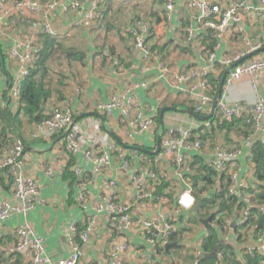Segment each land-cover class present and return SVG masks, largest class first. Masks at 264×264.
Here are the masks:
<instances>
[{
    "label": "crops",
    "instance_id": "0c3cea01",
    "mask_svg": "<svg viewBox=\"0 0 264 264\" xmlns=\"http://www.w3.org/2000/svg\"><path fill=\"white\" fill-rule=\"evenodd\" d=\"M71 2L72 0H63L56 12L62 14L61 11ZM186 2L187 0H177L174 11L169 15V18H166L160 0H108L101 6L102 16L94 29L98 32L94 34L92 29L71 28L68 24L69 19L64 14L61 18L63 23L55 18L52 25L56 37L62 35L64 30H76L80 41L70 48L81 51L83 57L81 66L85 65L86 76L83 78L82 88L72 85L71 91L70 88L64 92L68 88L62 86L63 90L57 96L52 93L47 105L43 107L46 111L45 114L49 115L55 107L68 102L74 111L75 123L85 126V119L89 117L91 120H97L101 131L105 132L96 117L85 116V114L95 112L97 104L108 103L112 97L135 96L137 103L146 108L147 116L155 118L162 107L185 108L187 104H191L188 92L185 93L188 84L179 85L184 88L182 91L174 81L175 75L192 71L201 72L205 69L206 59L210 53L227 59L239 56L244 50V44L235 30L230 28L221 39L215 38L211 32L203 29L196 38V45L186 46L183 28L194 15L186 8ZM211 2L227 7L234 4L236 0H211ZM250 3L257 4L256 1ZM86 7L87 4H82L75 12V17L79 18ZM138 18L145 19L144 23L149 27L146 46L149 48L150 55L147 58L134 48L132 35L129 33V29L134 28L132 20L135 23L138 22ZM243 18L242 26L245 35L249 40H257L262 34L263 20L249 12ZM60 24L64 25L63 28H60ZM205 32H209L211 35ZM89 41H91L90 44ZM3 44H7V41L5 43L0 41V47L5 49ZM258 53L260 54L261 51L255 53L254 56ZM158 56L161 58V62L164 61L163 64L168 70L164 78L161 77ZM113 59L119 63L117 68L112 63ZM247 59H252V56ZM229 68L215 65L211 73L213 80L220 79ZM12 76V70L7 62L0 64V90L2 92H7L8 82ZM139 82H145L147 89L133 90L132 87ZM252 85L256 88L255 93L264 98V72H259L253 78L244 76L233 82L231 87L223 88L221 96L223 103L230 108L244 105L248 110H252L254 103ZM12 108L15 106L12 105ZM17 110L18 108L10 111L16 113ZM119 117V112L113 111L105 119V129L111 130L124 144L136 148V151L138 149L150 151L155 149L156 126L152 132L132 136L129 139L126 137L127 130L125 131L124 124ZM21 121V131L18 135L24 143L23 169L25 175L32 178L39 186V195L34 208L26 216L16 215L4 225H0V254H4V258H8L11 262L16 257L6 255L5 250L12 241V236H10L12 231L24 221L36 235L42 238L47 254L55 258H67L70 248L64 238L65 229L70 224L84 227L89 220H93V236L91 241L83 247L81 264H87L90 261L96 264H110L111 247L116 244L126 246L125 252L121 256L125 264H182V258L186 257L191 261V264L197 263L195 258H190L193 250L188 248V245L197 244L207 236V228L200 222H198L199 225L195 224L196 227L192 231L190 227L187 228V232L186 228H180L182 223L179 218L177 226L180 228V232L178 233V230L174 239L167 242L175 244L177 247L165 249V245H163L162 251L157 252L147 241L146 233L140 231V228L134 227L120 233L116 229V225H119L118 216L114 217L107 212L98 210L99 205L105 206L106 204L107 181L115 183L116 195L121 201H132L135 198L136 189L130 181V176L133 172H143L146 167H149L143 154L142 156L141 153L133 154L134 149L120 148L109 135L114 146L109 151V166L103 172L95 173L91 156H97L98 153L93 147L85 146L77 154H68L64 149L62 139L53 144L54 140L61 135L49 141L33 138L31 130L34 124H28L24 119ZM164 122V130L178 125L187 129L201 125L199 123L195 126L196 123L180 112L167 113ZM218 130L226 133L224 128ZM229 131L226 140L217 138L221 144L236 146L240 150L237 164L232 169L237 176L238 183L253 184L252 169L254 166L250 158V149L245 143L249 130L245 133H240L236 129ZM214 143L211 142L204 152L186 154L185 160L190 161L192 156L200 155L206 161L211 162L214 157ZM120 153L126 155V159L121 158ZM68 164H71L69 170L75 177L74 183L67 182L63 178ZM157 169L162 171L166 179L175 182L178 186L179 189H176L174 196L177 201L179 193L185 188V182L184 179H177L175 176L173 160L164 161L162 165L157 166ZM1 170L0 177L3 182L0 181V194L9 197V179L6 171L1 172ZM192 170L195 172L194 169L186 166L183 177L187 178L186 176L189 174L192 175ZM253 185L256 187L255 183ZM80 192L86 196L84 205L78 201ZM174 206L177 207V202ZM132 212L134 222L150 219L158 213L163 214L164 217L166 214L168 216L175 214L173 205L170 203L155 205L147 200L142 205L133 207ZM181 214L189 221L191 212H181ZM224 236L231 238L230 232L225 233ZM230 243L235 245L231 241ZM11 257L13 258L10 259ZM21 263L25 264L22 261Z\"/></svg>",
    "mask_w": 264,
    "mask_h": 264
},
{
    "label": "built area",
    "instance_id": "2783aa9c",
    "mask_svg": "<svg viewBox=\"0 0 264 264\" xmlns=\"http://www.w3.org/2000/svg\"><path fill=\"white\" fill-rule=\"evenodd\" d=\"M62 1L0 0V41H4V43L7 41V44H3L5 45L4 55L13 74L8 82L7 92L0 90L1 107L7 110L18 108L22 83L30 74V70L41 49L42 39L46 36L56 37L52 22L56 14H58L56 11ZM107 1L72 0L61 12L69 19L68 24L70 27L92 29L91 31L94 34L98 32V30L94 29L102 16L101 6ZM251 1H256L257 4H252L250 3ZM160 2L163 4L165 17L169 18V15L175 9L177 0H160ZM82 4H87V7L79 18L75 17V12ZM185 6L194 14L191 21L183 28L186 46H195L196 38L203 29L211 32L215 38L221 39L230 28L235 30L237 36L244 44V50L239 56L227 59L210 53L206 59L205 69L201 72L192 71L175 75L174 81L178 86L188 84L185 93L188 92L190 96L193 112L197 115H207L210 112L213 97L209 94L210 90L205 77L213 72L215 65L227 69L242 57L264 48V0H236L234 4L227 7L219 3H212L211 0H187ZM247 12L263 20L261 24L262 34L255 41L247 38L242 26L244 24L243 17ZM137 21L134 23V20H132L134 28L129 29V33L132 35L134 48L147 58L150 55L149 48L146 46L149 27L144 23V19L140 18ZM263 54L258 53L246 63L239 64L230 70L224 79L223 88L231 87L233 82L244 76L253 78L257 73L264 72ZM157 60L161 70V77L164 78L168 70L163 64L164 61L161 62L159 56ZM112 63L116 68L119 65L116 59H113ZM180 88L182 91L184 90V88ZM132 89H147V84L139 82ZM252 90L254 102L252 110H248L244 105L235 108L228 107L223 103L221 94V99L219 98L217 102L212 120L205 121L201 126L192 130L178 125L161 132L160 151L154 156L155 161H150L144 157L149 163V167H146L143 172H133L130 176V181L136 189V196L132 201H121L118 199L115 183L107 181L106 204L105 206L99 205L98 210L107 212L114 217L118 216L119 225H116L118 232L124 233L134 227H138L140 231L146 233L148 236L147 241L154 248H162L163 245L169 242V238L176 234L178 229L186 228L188 220L182 217L181 212H190L198 197L210 198L217 187L208 189L207 193L205 192L202 196L198 195L197 189H194L188 179L183 177L184 169L186 168L185 156L190 152H204L205 148L211 145V142H215L213 160L209 162L205 159L206 164L216 175L227 173L231 181V186L227 190L228 196H235L245 204L244 209L239 212L232 210L231 214L233 217L225 219V230L230 232L231 238L225 237V233H219L222 240L228 241L229 239L237 245L240 235L237 236L233 231L236 227L247 224L249 210L255 208L259 213L264 214V203H259L256 200V195H248L246 193L249 188L255 190L253 184L257 182L254 181L253 184L249 182L238 183L237 176L232 169L237 164L240 150L236 146H225L220 143L221 141L217 137L224 140L225 132L217 130V136L213 141L203 142L196 131L202 127L208 129L211 124L215 125L217 121H230L232 118H242L245 123L251 125L249 136L245 138V143L249 149L251 150L255 144L264 146V98L255 93L256 88L254 85H252ZM12 105L15 108H12ZM113 111L119 112V118L124 124L125 131L127 130L126 137L129 139L132 136L152 132L156 126V118L147 116L146 108L137 103L135 96H130L129 98L112 97L108 103H99L95 107V112L106 118ZM85 122L86 127L75 123L72 106L70 103L65 102L55 107L41 123L34 125L31 135L33 138L49 141L66 132V136L62 139L65 151L74 155L79 153L85 146L93 147L98 153L97 156H91L94 164L93 172L101 173L109 166V151L114 146L109 134L101 131L97 120H91L88 117ZM132 153L137 154L138 152L133 151ZM120 157L126 159V155L123 153H120ZM171 159L173 160L175 176L177 179H184L185 182V188L178 196V206L174 208L175 214L171 216L166 214L164 217L163 214L158 213L150 219L134 222L132 208L142 205L144 200L150 201L155 205L165 204L166 201L164 202V200H158L155 197L154 200L152 199L153 185L159 182L158 175L163 177L164 175L162 171L156 174L151 168L157 167L159 164L162 165L164 161ZM24 162V143L22 138L17 136L11 146L0 156V169L6 171L10 187L9 197L0 194V225H4L16 215L26 216L36 204L39 186L32 178L25 175ZM126 168H128L127 165ZM75 172L78 173V171ZM261 185L264 188V182ZM78 201L81 205L85 204L86 196L83 192L78 195ZM172 217L174 219L169 221L168 219ZM179 218L180 220L182 219V227L180 228L177 226ZM93 232V220H89L81 231H78L76 225L70 224L65 229L64 234L65 241L70 248L69 256L67 258H55L47 254L42 238L36 235L33 229L24 221L12 231L10 235L12 236V241L6 246L5 252L6 255L19 257L20 261L25 264H81L83 247L91 241ZM252 234L253 232L251 231L247 236L249 245H243L242 243L239 248L245 250L249 256H254V253L264 254V228L259 233L253 236ZM77 236L79 240H76ZM204 239L197 244L188 245V248L193 250L191 254L195 259L204 253L201 247ZM125 249L126 246L124 244L113 245L109 254L110 264H125L121 257ZM216 258L218 260L217 264H222L223 253L221 250L216 251ZM87 264L96 263L90 261Z\"/></svg>",
    "mask_w": 264,
    "mask_h": 264
},
{
    "label": "trees",
    "instance_id": "16d2710c",
    "mask_svg": "<svg viewBox=\"0 0 264 264\" xmlns=\"http://www.w3.org/2000/svg\"><path fill=\"white\" fill-rule=\"evenodd\" d=\"M140 19V18H138ZM143 19V18H142ZM145 20V19H144ZM206 34H210L209 32H205ZM211 35V34H210ZM62 45L61 42H57L56 37H44L41 49L39 54L35 60L34 65L30 70L29 76L24 80L20 89V99L19 106L16 113H12L10 110H7L0 106V149L4 148L7 150L11 144L14 142V139L19 136V132L21 131L22 119H24L28 124H39L44 119L47 118L46 111L43 109L45 107L47 101L50 99L51 94L54 90L51 88V84L47 82L48 76V66L47 60L49 56V52L54 44ZM75 48H69L68 56L73 57V59H79V54L73 53L72 51H76ZM81 52V51H80ZM264 51H261L263 53ZM254 55L252 56V58ZM250 60V59H249ZM248 59H245L243 62L239 64H244ZM6 61L4 55V49L0 47V64ZM213 75L208 74L205 77V80L208 82L210 95L212 97L215 96V92L218 87L219 78L213 80ZM193 104H187L185 108L193 111ZM170 112L164 113L163 116V130L165 132V115ZM183 114V113H180ZM188 118L197 124H203L202 121L195 119L194 117L185 114ZM158 117V116H157ZM157 117H156V129H157ZM106 119V117H104ZM211 118L210 120H212ZM209 120V121H210ZM214 123V120H213ZM201 126V125H200ZM250 124L245 123L242 118H232L230 121H217L215 125L210 126V128L205 129L201 128L196 131L199 135L200 140L203 142L213 141L217 136L216 131L218 129H225V137L224 140L228 138L229 130L236 129L240 133H245L247 130L250 131ZM198 128L191 127L190 129ZM243 128V129H242ZM187 129V128H186ZM248 131V132H249ZM194 134V133H192ZM157 131L154 132V138L156 143ZM249 136V135H248ZM247 136V137H248ZM118 137V136H117ZM246 137V138H247ZM116 143V142H115ZM117 146L121 147L116 143ZM126 149V148H125ZM136 151V148L132 147ZM139 154L141 153L139 150L137 151ZM143 153H141L142 155ZM143 156L150 160L155 161L154 156L143 154ZM250 158L251 162L254 166L253 170V178L256 181L255 190L249 188L246 193L248 195H256V200L259 203H264V188L261 183L264 182V146L259 144H255L252 146L250 150ZM71 164L65 169L63 174L64 180L70 183L75 182L74 175L70 172L69 167ZM186 166L190 169H194L192 175L186 176L188 182L191 184L194 189H197L198 195L202 196L207 190L212 187H217L215 192L213 191L210 198L206 199L202 197H198L195 200L194 206L191 208L190 219L189 222L192 224L199 225L198 220L209 218L210 227L207 228V236L202 241V250L206 255H210L216 250H221L223 253L222 264H264V254L254 253V256H249L245 250L239 248L240 245H249L247 240V236L249 232H254L253 235L259 233L260 230L264 228V214L259 213L257 209L253 208L249 210V214L247 216V224L243 226H238L234 229L233 233L237 236L240 235L239 241H237V245L225 244L222 243V238L219 236V233H227L225 230V219L232 218V210L239 212L245 208V204L241 202L237 197L228 196V188L231 186L230 177L227 173H220L216 175L212 170H210L206 164V161L200 155H195V157H191L190 161H186ZM156 174L161 173L158 171L157 167L151 168ZM5 170H1L4 172ZM159 182L153 185L152 191V199L154 197L158 200H164L173 205V210L176 206H174L176 198L174 197L176 194V189H179L176 186L175 182H171V180L166 179L164 176L158 175ZM0 181L3 182L2 177H0ZM146 200H144L145 202ZM178 206V205H177ZM174 217L169 218L168 220H173ZM182 221V219H181ZM252 230H251V228ZM78 231L83 229L82 226L77 227ZM179 230V229H178ZM177 230V231H178ZM240 231V234H239ZM242 231V232H241ZM180 230L178 231V233ZM218 232V233H217ZM176 235L173 234L169 240L174 239ZM76 240H79L77 236ZM239 248V249H238ZM157 252H161V247H155ZM241 254L242 261L239 260V254ZM192 255V254H191ZM4 254H0V264H22L19 257H15L11 262L7 258L3 257ZM193 256H190L192 258ZM11 257L10 259H12ZM194 258V257H193ZM199 257L195 259L196 264H217V258H204L198 260Z\"/></svg>",
    "mask_w": 264,
    "mask_h": 264
},
{
    "label": "rangeland",
    "instance_id": "374dc122",
    "mask_svg": "<svg viewBox=\"0 0 264 264\" xmlns=\"http://www.w3.org/2000/svg\"><path fill=\"white\" fill-rule=\"evenodd\" d=\"M121 14V13H120ZM59 22H62L61 18L62 15L58 14L57 17ZM63 23V22H62ZM64 25L60 24V28H63ZM73 28V27H71ZM62 32V31H61ZM57 42H61L62 45H58L57 43L54 44V46L51 48L47 60V66L49 68L48 70V76H47V82L51 84L52 90H54L52 93L57 96L61 90H63L62 86L67 90H72L73 87H80L82 88V82L84 76H86L85 65L81 66L82 62V55L79 50L72 51L73 53L79 54V59H73L72 55L68 56L69 54V48L72 47V45H77V43L80 41L79 36L76 34V30L73 29H67L62 32V35H57ZM43 41V39H42ZM91 41H89V44ZM68 44V45H67ZM77 85V86H76ZM54 96V97H55ZM47 105V104H46ZM219 139V138H217ZM5 151L4 148L0 149V156ZM4 170V169H3ZM165 202V201H164ZM167 202V201H166ZM190 219V218H189ZM190 227V230L192 231L196 225L190 223L189 221L186 223V231L188 232L187 228ZM254 233V232H253ZM253 236V234H252ZM222 243L225 244H231L230 240L228 241L222 240ZM188 244V243H186ZM239 254V258H241V254ZM182 264H191V261L188 260V258H182L181 260Z\"/></svg>",
    "mask_w": 264,
    "mask_h": 264
},
{
    "label": "water",
    "instance_id": "95a60500",
    "mask_svg": "<svg viewBox=\"0 0 264 264\" xmlns=\"http://www.w3.org/2000/svg\"><path fill=\"white\" fill-rule=\"evenodd\" d=\"M260 51H264V48L260 49V50H257L251 54H248L244 57H242L238 62H235L230 68L229 70L225 71L222 76L220 77L219 79V83H218V87H217V90L215 92V96L213 97V100H212V104H211V108H210V112L207 114V115H197L195 114L193 111L187 109V108H178L177 106H165V107H162L159 112H158V117H157V136H156V143H155V149L150 151V150H145V149H138L141 153L143 154H147V155H157L160 151V141H161V132L163 130V116H164V113L166 112H180V113H183V114H187V115H190L192 117H194L195 119L199 120V121H202V122H205V121H208L210 120L212 117H213V114L215 112V109H216V105H217V102L222 94V91H223V84H224V79H225V76L228 74V72L230 70H232V68H234L235 66L238 65V63H241L243 62L245 59L253 56L255 53L257 52H260ZM85 116H92V117H96L102 124V128L105 132H107L112 138L113 140L118 144L120 145L121 147L123 148H126V149H131L132 147L131 146H127L126 144H124L111 130L109 129H105V126H104V122H105V119L103 116H101L100 114L96 113V112H92V113H88V114H85ZM66 132L63 133L60 137L56 138L53 142V144L55 142H58L60 141L61 139H63L64 136H66ZM200 223L205 227V228H209L210 227V224H209V218H206V219H201L200 220ZM172 247H177L175 244H171V243H166L164 248L165 249H169V248H172ZM217 251V250H216ZM216 251L213 252L212 254L210 255H206L205 253H202L199 257L198 260H201V259H204V258H215L216 257Z\"/></svg>",
    "mask_w": 264,
    "mask_h": 264
}]
</instances>
